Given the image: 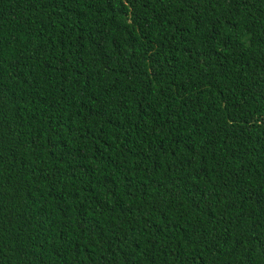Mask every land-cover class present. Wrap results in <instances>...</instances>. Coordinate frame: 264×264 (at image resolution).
<instances>
[{"label":"trees","instance_id":"16d2710c","mask_svg":"<svg viewBox=\"0 0 264 264\" xmlns=\"http://www.w3.org/2000/svg\"><path fill=\"white\" fill-rule=\"evenodd\" d=\"M0 264H264V0H0Z\"/></svg>","mask_w":264,"mask_h":264}]
</instances>
